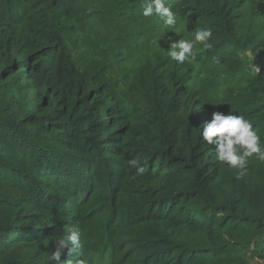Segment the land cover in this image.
Masks as SVG:
<instances>
[{
  "label": "trees",
  "instance_id": "16d2710c",
  "mask_svg": "<svg viewBox=\"0 0 264 264\" xmlns=\"http://www.w3.org/2000/svg\"><path fill=\"white\" fill-rule=\"evenodd\" d=\"M143 3L0 0V264H56L69 227L60 264H95V242L111 264L264 258V162L237 179L199 134L231 112L264 143V0H166L173 26Z\"/></svg>",
  "mask_w": 264,
  "mask_h": 264
},
{
  "label": "clouds",
  "instance_id": "9594fccd",
  "mask_svg": "<svg viewBox=\"0 0 264 264\" xmlns=\"http://www.w3.org/2000/svg\"><path fill=\"white\" fill-rule=\"evenodd\" d=\"M144 17L157 16L165 26L176 23L175 13L166 0H144L142 13ZM211 28H201L195 31L193 40L179 39L169 45L167 55L171 61L183 64L195 60V49L198 44L208 47L207 41L212 37ZM219 64V60L214 61ZM259 72V68L254 67ZM200 138L207 145H215V159L229 168L235 169L237 179L243 178L248 173L250 158L264 162V143L252 123L242 115L225 114L221 111L212 112L211 119L203 123ZM138 172L143 173V168L138 167L135 160L130 161ZM82 247L80 231L76 227H69L62 239L55 241V251L51 253L50 261L60 264L61 255L67 248L69 253Z\"/></svg>",
  "mask_w": 264,
  "mask_h": 264
},
{
  "label": "rangeland",
  "instance_id": "374dc122",
  "mask_svg": "<svg viewBox=\"0 0 264 264\" xmlns=\"http://www.w3.org/2000/svg\"><path fill=\"white\" fill-rule=\"evenodd\" d=\"M251 63L248 64V68H251V71L253 73H257L254 71V67L259 68V71L261 69V66L256 62H254V58L251 57ZM255 246H252L251 251L247 253L248 261L246 264H264V258L260 256L261 250H255ZM254 251V252H253ZM93 254H94V260L95 264H111V256L110 251L105 250V246L103 243L95 242L93 243Z\"/></svg>",
  "mask_w": 264,
  "mask_h": 264
}]
</instances>
